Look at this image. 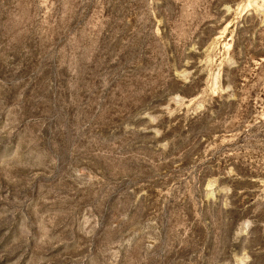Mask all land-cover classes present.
Here are the masks:
<instances>
[{"label": "rangeland", "instance_id": "374dc122", "mask_svg": "<svg viewBox=\"0 0 264 264\" xmlns=\"http://www.w3.org/2000/svg\"><path fill=\"white\" fill-rule=\"evenodd\" d=\"M0 264H264V0H0Z\"/></svg>", "mask_w": 264, "mask_h": 264}]
</instances>
